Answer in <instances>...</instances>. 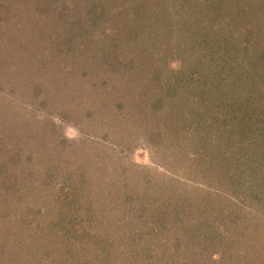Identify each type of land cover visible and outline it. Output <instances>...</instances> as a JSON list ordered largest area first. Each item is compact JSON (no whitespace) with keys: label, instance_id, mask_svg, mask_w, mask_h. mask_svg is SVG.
<instances>
[{"label":"rangeland","instance_id":"rangeland-1","mask_svg":"<svg viewBox=\"0 0 264 264\" xmlns=\"http://www.w3.org/2000/svg\"><path fill=\"white\" fill-rule=\"evenodd\" d=\"M43 2L0 0V264H247L264 243V222L237 221L247 203L231 179L236 154L221 153L226 161L214 166L227 139L198 145L185 130L193 117L205 136L218 128L227 135L231 118L220 100L215 113L199 117L192 102H171L177 94L166 83L104 74L94 55L101 39L80 48L88 36L74 26L87 23L77 7L94 0ZM67 3L77 22L64 31L57 6L64 12ZM100 23L107 47L122 39L127 51L149 52L156 42L167 54L151 27L127 37L137 23L128 15ZM69 33L75 43L62 47ZM196 125L190 121L191 135ZM240 230L244 242L236 240Z\"/></svg>","mask_w":264,"mask_h":264},{"label":"trees","instance_id":"trees-1","mask_svg":"<svg viewBox=\"0 0 264 264\" xmlns=\"http://www.w3.org/2000/svg\"><path fill=\"white\" fill-rule=\"evenodd\" d=\"M109 4L113 5L111 10ZM68 7L69 3L63 7L65 16L60 5L57 6L61 10L59 13L64 23V31L65 28L70 30V24L77 22L75 16L68 14L69 10L71 12ZM175 8L176 12L173 11ZM78 9L84 12L82 18L87 23L78 22L74 26L79 25L77 30L83 29V35L88 36L80 43V48L85 44L94 48L93 40L101 39L94 55L98 65H103L101 70L104 74L118 73L134 80L154 81L162 86L166 83V88L177 94L172 103L192 102V106L188 108L200 109L198 114L191 111L190 115L208 117L211 112L217 111L214 102L216 99L220 100L222 114L224 109V115L231 118L229 128L226 129L227 135L224 129L219 131L218 128L214 136H205L200 128L203 125L201 119L195 121V118L191 117L189 126L185 128L187 136L193 138L198 145L227 139V142H224L226 144L216 153L219 160L214 166L226 161L221 153L226 151L236 154V169L231 179L245 189L241 194L247 203L242 206L237 221H247V227L258 226L259 220L264 222V0H94L93 4H88L84 9L77 7L76 10ZM119 13L137 21L136 25L128 29L127 37L133 39L135 33L142 29L140 27H151V31L147 32L156 35L157 42L161 43L159 47L162 45L167 54L158 53L156 42L149 52L147 49H140L139 45L127 51L129 46L127 49L123 46V49L120 45L122 39L112 40L108 47L103 45L101 36L108 34V27L102 23L98 25V22L104 18H116ZM226 20L228 24L224 25ZM86 24L94 28L90 25L87 27ZM97 25L99 30L98 27L95 30ZM221 27L225 28L224 31H220ZM72 37L70 33L64 35L65 44L61 46L67 48L69 43L72 47V43H75ZM140 51L145 52L144 55ZM140 55L143 57L137 58ZM150 60L154 62L151 63ZM173 60L179 63L177 68L171 64ZM225 73L229 81L226 84L221 79ZM183 81L185 82L182 83ZM171 107L174 108L175 114V107ZM186 113L182 110L184 120ZM190 121L198 126V132H192L193 135L188 132L191 129ZM209 153H213V150ZM246 168L252 172L250 175ZM242 175L247 178L245 182L240 179ZM68 194L63 196L64 202L67 201ZM71 196L69 201L74 202L77 191L72 189ZM70 204L67 208L68 214L75 210V203ZM249 214L253 217L250 218L252 215L248 216ZM231 221L236 220L233 218ZM253 227L247 229V234L256 241L260 236H255ZM244 230L237 231L236 240L245 241V236H242ZM79 237L77 234L71 239L77 240ZM256 244L252 252H248L250 257H245L247 264H264V243L260 245L259 241ZM235 253L236 250L230 253L232 261L236 258ZM224 256L223 260L226 259Z\"/></svg>","mask_w":264,"mask_h":264}]
</instances>
